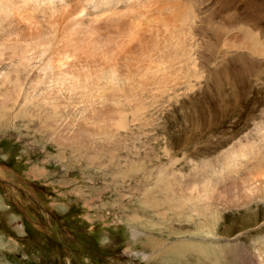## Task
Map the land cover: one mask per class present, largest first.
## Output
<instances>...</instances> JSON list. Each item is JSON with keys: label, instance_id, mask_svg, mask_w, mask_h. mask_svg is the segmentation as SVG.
I'll return each instance as SVG.
<instances>
[{"label": "bare ground", "instance_id": "bare-ground-1", "mask_svg": "<svg viewBox=\"0 0 264 264\" xmlns=\"http://www.w3.org/2000/svg\"><path fill=\"white\" fill-rule=\"evenodd\" d=\"M183 1L0 0V121L8 120L0 122L1 129L15 127L21 119L27 129L38 124L39 133L34 134L38 139L48 138L64 146L87 147L89 151L85 157L89 160L107 156L110 161H120L117 153L122 150L121 158L131 160L132 155L141 157L137 153L138 143L146 148L150 146L149 151H142L146 153L144 163L154 157L161 161L164 157L173 164L172 175H175L164 182L158 180L163 189L157 185V194L153 195L154 189L150 187L145 190V212H156L162 218V228L167 231L163 242L149 241L158 249L160 263L264 264V227L257 229L260 233L257 239L251 240L252 246L246 240L247 235L237 236L239 239L232 241L226 237L225 228L235 216L218 211L219 207L225 210V207L243 204L250 210L239 212L249 219L259 213L252 210L254 207L262 208L264 126L262 139L239 143V148L230 146L217 157L216 164L210 159L216 147L211 151L210 146L194 148L190 155L184 153L178 157L173 146L175 134L172 137L170 129L160 130L164 107H172L174 102L178 104L182 96L193 101L191 103L198 106L196 109H200V113L204 111V116L210 117L206 124L220 117L219 110L221 115L234 111L239 114L243 108L251 112L253 107L245 103L244 98H255L253 93L257 91L253 82L259 84L264 79V0L246 2L251 21L238 27L234 26L239 20L224 21L228 13L226 7L238 0H217L216 10L204 20L198 19V13L189 4L190 17L182 8ZM254 2L257 6H252ZM243 9L235 12L241 16ZM215 15L222 26H213L214 20L210 26L211 30L215 27L218 30L216 35L221 39L224 53L221 66H218L220 75L212 70L215 68L209 74L219 84L215 90L218 91L215 98L221 102L219 109L212 97L211 100L192 98L200 87L198 81L203 79V82L205 75H198L196 58L187 42L191 31L188 34L180 32L188 20L193 24L198 19L192 33L197 35L206 28V34L211 37L215 34L209 33L208 21ZM240 53H250L252 62H247L246 66L241 64ZM185 54L189 57L184 63ZM188 63L192 69L182 73ZM239 68H246L250 74L245 77ZM192 78L196 79L192 81ZM185 79L190 84L188 89L176 92ZM228 89L231 95L225 97L230 92ZM219 94L225 102L222 103ZM145 97L152 98L146 108L142 104ZM252 114L256 117V113ZM247 121L243 119L242 125ZM262 122L264 118L258 125ZM191 131H197L194 124ZM156 148L161 154L155 152ZM200 155L203 159L198 161ZM178 160L183 161L180 170L175 169ZM177 184L182 190L181 196L175 189ZM178 201L181 206L177 205ZM197 217L209 221L206 228L200 227ZM193 224L195 230L189 228ZM229 225L236 226V223ZM141 254L143 258L149 256Z\"/></svg>", "mask_w": 264, "mask_h": 264}, {"label": "rangeland", "instance_id": "rangeland-1", "mask_svg": "<svg viewBox=\"0 0 264 264\" xmlns=\"http://www.w3.org/2000/svg\"><path fill=\"white\" fill-rule=\"evenodd\" d=\"M247 1L238 0V2H234L235 4L232 1L230 6H225L228 13H226L224 21L229 20L233 23L234 19L239 20L234 27L242 26L247 22L249 24L251 21L248 8L250 0L248 4ZM183 2L185 5L182 8L188 14H190V7L187 6L192 5L198 13V19L202 17L204 20L216 10L217 0L211 2L207 0H184ZM239 2L241 3L240 6H238ZM255 4L256 2L252 3V6H257ZM231 6L234 8L231 9ZM239 8L243 9L241 16L235 12V10L239 12ZM244 11H248V13L244 14ZM228 15L231 16L228 17L229 19L227 18ZM245 18L247 19L245 20ZM216 19L217 16L215 15L208 21L209 33L215 34L211 37L206 34V28H203L197 35L193 34L192 30L197 21H193L192 24L191 19L181 28L180 32L188 34L189 30L191 31L187 42L193 49V55L197 62L196 66L199 70L197 71L198 75H205L203 82V79L198 81L200 87L195 81L199 88L194 92L192 98L202 97L201 99L211 100L212 97L219 109L218 105L221 102L219 103L218 99L215 98L218 94V91L215 90L219 84L209 74L210 70L215 68L212 70L220 75L221 69L219 67L224 53L221 47V39L216 35L218 30L213 27L214 33L211 30L212 26H210L213 20L215 23L213 26H222V22L218 23ZM185 55L184 63L189 57L187 54ZM250 57V53H246V55L240 53V58H243L241 64L246 66L247 62H252ZM191 69L192 67L188 63L184 65L182 73ZM239 69L243 71L245 77L250 74L246 68ZM217 74L215 75L217 76ZM195 79L192 78V81ZM187 80L185 79L184 84H181L175 91L182 92L188 89L187 86L190 84ZM253 84L259 95L253 93L256 99L253 96L248 100L247 97L244 98V102H248L253 107L251 112L243 108L238 112L239 114L237 111H234L233 114H231L232 112L227 114L223 109L225 115H221L223 113L219 110L220 117H215L211 124H206L210 117L204 116V111L201 112V115L200 109H196L198 106L193 105L191 103L193 101L188 100L186 96H182L183 99H180L178 104L174 102L176 104L173 103L172 107L166 105L164 112L161 111L164 114L161 116V124L163 125L160 130L167 131L170 129L172 137L174 134L176 135H174L175 139L179 137L177 140L174 139L175 144L173 145L176 147L177 156L182 157L184 153L185 156L187 153L190 155L189 152L193 151L194 148L210 146L209 151H211L216 147L212 154L209 153L210 159L216 164L217 157L222 151L227 152L226 149H230V146L231 148L233 146L239 148L241 143L248 144L253 139H255L254 141L262 139L261 130L264 122L260 125L258 123L260 119L264 118L262 116L264 115V96H262L264 94V79L262 83L253 82ZM230 95L231 91L227 95L225 94V97H230ZM218 96L222 97L220 94ZM260 98L263 101H260ZM151 99V97H145L142 101L145 108ZM221 100L222 103L225 102L224 99L221 98ZM253 101L254 103L256 101L255 105H253ZM257 103L259 106H256ZM175 106L176 108H174ZM193 113L197 115L195 116ZM252 113H256V117ZM131 114H129L130 118L133 116ZM247 115H250V122L247 121ZM199 116L201 119L198 118ZM182 118L187 120H182ZM190 118L194 120L191 119V121ZM172 119L175 122H172ZM243 119L248 123L245 122L242 125ZM6 121L8 120L2 119L0 122ZM204 121L205 124H202ZM17 122L15 127H8L3 130L0 125V264H162L159 259L160 254H158L159 258L157 257L158 249H155L154 245H150L149 241L154 239L155 242H163L166 240L167 231L162 228L163 224L160 223L162 218L158 217L156 212L147 210L150 213L145 212V196L147 195L145 190L150 187L154 189L152 194L155 195L158 193L157 185H160V190L163 189L160 182H164L166 178L175 177L172 175L173 164L169 160H164L163 157L161 161H158L154 157L152 160H145L144 163L143 159L146 154L144 152L149 151L150 146L146 148L142 143L137 144V153H140L142 158L132 155V159H136L135 163L131 162L132 159L124 160L121 158L124 155L123 150L117 153L120 161H110L111 159L107 156L99 157L98 160H89L85 157L89 151L87 147L64 146L48 138L40 137L38 139L34 135L39 133L37 131L39 130L38 124L27 129L23 119L17 120ZM192 123L197 129L196 133L195 131L191 133ZM191 124L192 126H190ZM256 127L259 128L256 129ZM182 134L183 136L186 134L184 138L181 136ZM191 137H194L193 140H190ZM181 139L185 141L182 142ZM197 141L199 142L197 143ZM130 146L132 148L131 144ZM155 152L161 154V150L158 148L155 149ZM201 159H203L202 155L199 156L198 161ZM182 162L178 160L175 169L180 170ZM39 169H42L43 172H39ZM175 189L179 196L182 191L180 186L177 184ZM177 205L181 206V202L178 201ZM228 207H225V210L221 207L218 208L220 214L230 212V215L233 213L237 218L234 217L235 219L233 218L229 222H235L236 226H231L229 223L226 225V237L234 240V238L239 239L237 236L245 237L247 235L246 240L252 246V241L257 239L260 233L257 229L264 227V203L261 209H256L257 206L252 209L259 213L256 217L249 216V219H246L239 212L250 210L249 207L244 208L243 204ZM196 220L201 223V228H206V224H209V221H203L198 217ZM214 221L215 217L210 220L211 223ZM176 223L178 224V222ZM189 228L195 230L196 225L193 224ZM134 231L138 233L135 234ZM173 239H175V235ZM232 241L230 242L232 243ZM142 252L149 256L143 258ZM165 259L167 260V258Z\"/></svg>", "mask_w": 264, "mask_h": 264}]
</instances>
